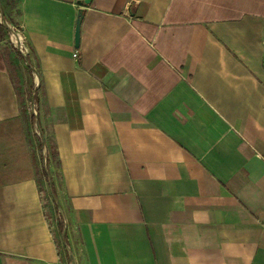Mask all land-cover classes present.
<instances>
[{"label":"crops","instance_id":"crops-1","mask_svg":"<svg viewBox=\"0 0 264 264\" xmlns=\"http://www.w3.org/2000/svg\"><path fill=\"white\" fill-rule=\"evenodd\" d=\"M4 1L37 114L0 44V264H264V0Z\"/></svg>","mask_w":264,"mask_h":264},{"label":"trees","instance_id":"trees-1","mask_svg":"<svg viewBox=\"0 0 264 264\" xmlns=\"http://www.w3.org/2000/svg\"><path fill=\"white\" fill-rule=\"evenodd\" d=\"M15 1L17 2L19 0H15ZM0 9L3 12V18L9 24L8 19H7V6H6L4 0H0ZM8 37H9V29L6 26H4V24L1 23V20H0V44L7 42L8 48L12 50V51L11 50L9 51V54L11 55V52L14 51L17 53V55L19 57L23 58V55L19 51H16L12 47L10 41L8 40ZM4 55L7 56L5 54V52H4ZM28 63L30 64L29 61H28ZM13 67H14L13 68L14 72L16 73V75H18L20 82L22 83L23 82L22 72H21L19 63L15 62ZM29 70H30V75L33 79L34 77H33V73H32L31 64L29 65ZM12 77L14 79L13 75H12ZM14 82H15V80H14ZM15 85H16L18 98H19L20 104L22 106V111L27 113L28 103L30 102V97L27 94V91L23 85L18 86L16 84V82H15ZM35 97H36V95L34 96V98ZM33 118H36V115L33 114ZM37 124H38V128L41 132V135H43V132H42L38 122H37ZM36 140H37L36 150L42 154L43 150H44L45 142L43 140H41L40 137H38V136L36 137ZM35 155H36V153H34V156ZM47 175H49V174H47V172H44L42 177L38 180V184L40 187V194L42 197V202H43L44 208L46 210V217L48 218V220L50 222H55V228L56 229L54 230V235L56 238V244H57L59 249H62L65 252V255H68L67 247L63 245V233L65 230V224H64V221H63V219L59 213V207H58V204L56 203L57 199H56V194H55L54 188L51 185V181L48 179ZM48 207L50 210H48Z\"/></svg>","mask_w":264,"mask_h":264},{"label":"rangeland","instance_id":"rangeland-1","mask_svg":"<svg viewBox=\"0 0 264 264\" xmlns=\"http://www.w3.org/2000/svg\"><path fill=\"white\" fill-rule=\"evenodd\" d=\"M9 25L11 26L12 29H14V31L19 30L18 29L19 28V26H18L19 24L17 22H15L14 20H12V23L9 22ZM11 38H12V35H10V33H9V41H10L12 47L16 51H18V49L15 47L14 43L12 42L13 39H11ZM7 45H8L7 42L2 44L3 51L7 55L6 56V61L8 63L10 71L12 72V75L14 76V80H15L16 84L18 86L19 85H23L25 87V89L27 91V94L30 97V102L28 103V107L30 108L31 104L33 102L32 100L34 98V93H36V91H37V90L33 89V87L35 86V80H34V78L32 79V77L30 75L29 65H28L26 59L24 57L23 58L19 57L17 55V53L14 52V51L11 52V55H10L9 51L11 49H9ZM15 62L19 63V66H20V69H21V72H22V79H23L22 83L20 82V79H19L18 75H16V73L13 70V68H14L13 65H14ZM48 210H50L49 207H48ZM52 224L55 225V222H52Z\"/></svg>","mask_w":264,"mask_h":264},{"label":"built area","instance_id":"built-area-1","mask_svg":"<svg viewBox=\"0 0 264 264\" xmlns=\"http://www.w3.org/2000/svg\"><path fill=\"white\" fill-rule=\"evenodd\" d=\"M0 20L2 21V15H1V11H0ZM8 25V29H9V33L10 35H12V38L13 39L15 37V40L13 39L12 42L14 43L15 47L18 49V51L24 56L26 57L27 54H28V50L26 48V46L24 45L25 43V39L24 37L18 32V31H14V29L11 28V26L7 23ZM73 57L75 59H79V52L76 51L73 55ZM30 65V64H29ZM35 94V93H34ZM31 110L32 112L36 115L37 112H36V107H35V104L32 103L31 105ZM46 162V160L44 159V163Z\"/></svg>","mask_w":264,"mask_h":264},{"label":"water","instance_id":"water-1","mask_svg":"<svg viewBox=\"0 0 264 264\" xmlns=\"http://www.w3.org/2000/svg\"><path fill=\"white\" fill-rule=\"evenodd\" d=\"M90 2H91V0H85L84 1L85 4H89ZM0 11H1V15H2L1 23H3L4 26H6L8 28L7 22L3 18V12H2L1 9H0ZM83 18H84V12H83V10H80L78 21H77L76 38H75V42H76V47L77 48L80 46V32H81V23H82ZM27 63H28V61H27ZM28 65H29V63H28ZM64 234H65V230H64V233H63V238H64Z\"/></svg>","mask_w":264,"mask_h":264},{"label":"bare ground","instance_id":"bare-ground-1","mask_svg":"<svg viewBox=\"0 0 264 264\" xmlns=\"http://www.w3.org/2000/svg\"><path fill=\"white\" fill-rule=\"evenodd\" d=\"M13 39L15 40V37Z\"/></svg>","mask_w":264,"mask_h":264}]
</instances>
